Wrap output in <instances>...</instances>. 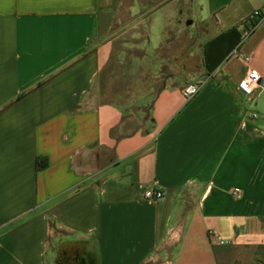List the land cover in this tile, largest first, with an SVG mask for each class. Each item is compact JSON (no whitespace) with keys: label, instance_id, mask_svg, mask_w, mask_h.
<instances>
[{"label":"crops","instance_id":"0c3cea01","mask_svg":"<svg viewBox=\"0 0 264 264\" xmlns=\"http://www.w3.org/2000/svg\"><path fill=\"white\" fill-rule=\"evenodd\" d=\"M257 8L0 0V264H58L67 248L63 264H264V23L241 25ZM185 32L199 70L159 90L149 119L102 102L123 37L147 50L157 33L155 59ZM190 84L201 89L186 100Z\"/></svg>","mask_w":264,"mask_h":264},{"label":"rangeland","instance_id":"374dc122","mask_svg":"<svg viewBox=\"0 0 264 264\" xmlns=\"http://www.w3.org/2000/svg\"><path fill=\"white\" fill-rule=\"evenodd\" d=\"M168 35L179 41H174L172 50L166 49V44H162L155 59L152 52L159 44L160 36L157 33L151 35L148 51L140 48V42L129 40L130 37H123L127 41L116 44L114 55L101 76L102 102L116 101L133 113L136 120L143 121L149 119L152 100L159 90L169 83H179L186 79L190 71L199 70V58H188V33ZM172 43L171 40L170 45ZM172 53L180 57L179 61L175 58L172 59V64L159 63L163 58L170 61L168 57ZM143 56V63H136V58ZM93 97L97 101V97Z\"/></svg>","mask_w":264,"mask_h":264},{"label":"built area","instance_id":"2783aa9c","mask_svg":"<svg viewBox=\"0 0 264 264\" xmlns=\"http://www.w3.org/2000/svg\"><path fill=\"white\" fill-rule=\"evenodd\" d=\"M264 23V8L255 9L249 16H247L241 23L246 28V34L251 35L261 24ZM245 62H249V57L243 58ZM261 80L260 74L256 70H250L247 76L242 79L237 86L239 92L245 96H253L256 88L259 86ZM201 86L198 84H190L183 89V94L186 100H191L200 91ZM239 189L235 190V194L238 195ZM144 197L147 200H160L163 194L159 190L147 189L144 192ZM223 243V242H221Z\"/></svg>","mask_w":264,"mask_h":264},{"label":"trees","instance_id":"16d2710c","mask_svg":"<svg viewBox=\"0 0 264 264\" xmlns=\"http://www.w3.org/2000/svg\"><path fill=\"white\" fill-rule=\"evenodd\" d=\"M38 164V168H45L47 166V162H45V160H38L37 162ZM68 249V248H67ZM67 249H64V251H60V256L58 257V264H63V260H65V258H68V251ZM62 252V254H61Z\"/></svg>","mask_w":264,"mask_h":264}]
</instances>
